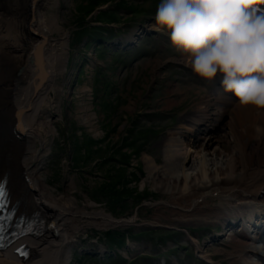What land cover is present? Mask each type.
Masks as SVG:
<instances>
[{
    "label": "rangeland",
    "instance_id": "374dc122",
    "mask_svg": "<svg viewBox=\"0 0 264 264\" xmlns=\"http://www.w3.org/2000/svg\"><path fill=\"white\" fill-rule=\"evenodd\" d=\"M160 2L59 0L58 6L46 10L48 19L59 13L60 28L53 36L67 33L69 45L66 69L58 77L61 93L46 105L56 133L48 135L40 175L55 194L75 197L80 207L105 209L116 218L136 216L137 224H145L108 230L87 227L76 234L71 264H204L196 260L200 253L188 233L203 245L224 231L205 221L209 213H193L194 222L182 223L174 220L171 206L153 204L171 198L149 180L144 154L163 164V141L169 131L178 129L183 116L214 91L211 81L176 60L184 56L172 47L167 32L157 30ZM144 26L157 33L131 37ZM119 39L135 43L123 49L113 43ZM209 108L215 111L214 105ZM115 229L130 231L128 240L137 248L116 238L110 244L116 249L124 246L125 253L119 260L112 255V260H105L111 250L105 233ZM211 244L205 248L208 260L230 264L224 251H233L235 242L220 237Z\"/></svg>",
    "mask_w": 264,
    "mask_h": 264
},
{
    "label": "bare ground",
    "instance_id": "6f19581e",
    "mask_svg": "<svg viewBox=\"0 0 264 264\" xmlns=\"http://www.w3.org/2000/svg\"><path fill=\"white\" fill-rule=\"evenodd\" d=\"M54 4L58 6L59 0H0V181L8 179L19 215L37 213L30 222L44 219L39 228H50L0 252V264H71L78 232L134 223L132 217L116 218L105 209L80 207L75 197L55 194L40 175L48 135L56 133L46 105L61 93L58 77L66 69L69 45L67 33L61 38L53 36L60 28L59 13L46 17V10ZM176 60L188 66L184 57ZM215 81L220 83L222 78ZM232 100L218 88L208 93L183 116L180 127L165 137L163 164L149 154L143 156L149 180L171 198L153 204L171 206L176 221L194 222V214L209 213L211 217L204 216L206 222L221 218L222 224L230 226V215L238 214L245 225L249 222L243 219L246 214L250 217L264 210V110L241 107ZM211 103L215 112L209 110ZM207 123L211 128L198 134L199 126ZM249 226L256 233L257 226ZM228 230L225 235L235 242L233 251H224L230 264H264V237H238L232 228ZM213 241L197 248L203 251ZM20 244L26 245L25 257L15 253Z\"/></svg>",
    "mask_w": 264,
    "mask_h": 264
},
{
    "label": "clouds",
    "instance_id": "9594fccd",
    "mask_svg": "<svg viewBox=\"0 0 264 264\" xmlns=\"http://www.w3.org/2000/svg\"><path fill=\"white\" fill-rule=\"evenodd\" d=\"M264 0H161L157 30L199 77L264 110Z\"/></svg>",
    "mask_w": 264,
    "mask_h": 264
},
{
    "label": "snow or ice",
    "instance_id": "6c2138e0",
    "mask_svg": "<svg viewBox=\"0 0 264 264\" xmlns=\"http://www.w3.org/2000/svg\"><path fill=\"white\" fill-rule=\"evenodd\" d=\"M8 193L3 185H0V208L4 207L3 199L7 197Z\"/></svg>",
    "mask_w": 264,
    "mask_h": 264
},
{
    "label": "trees",
    "instance_id": "16d2710c",
    "mask_svg": "<svg viewBox=\"0 0 264 264\" xmlns=\"http://www.w3.org/2000/svg\"><path fill=\"white\" fill-rule=\"evenodd\" d=\"M113 183H110V186H112ZM116 235H120L121 234V237L123 238V235L121 232H115ZM110 235V234H109ZM112 236V235H111Z\"/></svg>",
    "mask_w": 264,
    "mask_h": 264
}]
</instances>
